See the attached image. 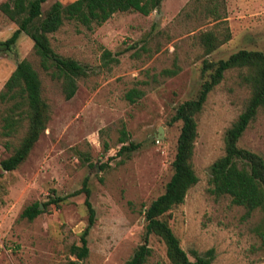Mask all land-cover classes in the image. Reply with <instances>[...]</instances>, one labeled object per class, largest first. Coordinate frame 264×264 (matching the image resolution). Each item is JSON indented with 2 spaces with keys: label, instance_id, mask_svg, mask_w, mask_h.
<instances>
[{
  "label": "rangeland",
  "instance_id": "obj_1",
  "mask_svg": "<svg viewBox=\"0 0 264 264\" xmlns=\"http://www.w3.org/2000/svg\"><path fill=\"white\" fill-rule=\"evenodd\" d=\"M54 1L72 0H45L42 14ZM15 28L0 11V41ZM206 30L220 41L208 53L198 39ZM48 38L57 54L88 66L89 73L76 79L73 95L65 99L60 80L39 67L26 34L20 33L9 49L0 47V89L15 64L26 59L38 74L49 108L45 129L24 161L14 170L0 171V264H65L72 259L68 246L79 244L86 224L84 195L57 204L50 198L79 189L84 178L94 223L82 264H122L140 243L144 208L170 176L180 126L170 121L175 107L193 97L206 78L203 61L216 62L240 49H264V0H161L147 15L113 13L91 29L65 20ZM105 50L109 58L103 56ZM240 73L238 68L224 71L195 115L191 163L197 181L165 214L188 258L193 259V251L212 248L210 264H264L252 232L259 211L245 215V208L227 195L207 191L209 166L223 153L224 130L248 99ZM131 87L142 95L130 103L124 93ZM121 128L126 143L138 146L115 154ZM22 132L12 139L0 135V160L12 150L4 142L10 139L15 145ZM237 145L264 161V108L257 110ZM100 163L107 165L99 168ZM31 203L41 205L40 212L31 220L21 218ZM148 246L144 264H170L157 237L150 235Z\"/></svg>",
  "mask_w": 264,
  "mask_h": 264
},
{
  "label": "trees",
  "instance_id": "obj_2",
  "mask_svg": "<svg viewBox=\"0 0 264 264\" xmlns=\"http://www.w3.org/2000/svg\"><path fill=\"white\" fill-rule=\"evenodd\" d=\"M44 1L7 0L0 3L2 14L16 26L6 39L0 41V47L7 50L20 33L26 34L32 41V51L37 57L39 67L51 78L60 80L65 99L73 95L76 79L87 76L89 68L73 58L57 54L49 43L48 35L55 32L65 20L91 29L101 25L113 13L135 11L147 15L156 10L161 2V0H72L62 4L54 1L42 14L40 6ZM198 39L205 53L212 51L220 43L212 30L200 32ZM103 56L109 58L110 53L105 50ZM231 68L242 70L240 76L248 86L249 95L243 110L224 130L223 153L209 166L207 191L214 196L227 195L231 203L245 208V215H250L254 210L259 211L260 217L252 226V232L258 238L259 248L264 253V161L255 152L237 145L238 138L254 118L257 110L264 108V49H240L216 62L203 61L201 72H208L206 78L202 80L193 97L175 107L170 121H178L180 126L170 163V176L162 192L151 199L144 208L140 243L122 264L146 262L151 253L148 246L150 235L163 243L165 256L170 264H210L212 261V248L203 253L193 251V259H189L172 233L165 214L172 206L183 201L188 188L197 181L191 163L196 137L195 115L201 109L207 93L222 79L224 71ZM141 95V90L131 87L124 93V98L131 103ZM48 118L49 108L40 94L38 74L26 59H21L15 64L0 89V135L12 139L23 130L15 145H11L10 139L4 142V146L6 148L12 146V150L0 160V168L3 171L14 170L24 161L38 136L45 129ZM126 136L125 130L121 128L115 154L133 150L138 146L131 141L126 143ZM106 165L100 163L98 166L104 168ZM79 193L84 195L86 224L79 234V244L68 246L72 259L65 264H82L88 253L86 236L94 223V210L88 201L86 178L83 179L81 187L72 193L50 198V202L57 204L58 201ZM38 205L37 203L26 205L19 216L27 220L33 219L40 212Z\"/></svg>",
  "mask_w": 264,
  "mask_h": 264
},
{
  "label": "water",
  "instance_id": "obj_3",
  "mask_svg": "<svg viewBox=\"0 0 264 264\" xmlns=\"http://www.w3.org/2000/svg\"><path fill=\"white\" fill-rule=\"evenodd\" d=\"M158 137H162V134H161V130L160 129H158ZM0 171H3V169L2 168H0ZM38 207H39V209H40V207H41V205H38Z\"/></svg>",
  "mask_w": 264,
  "mask_h": 264
}]
</instances>
